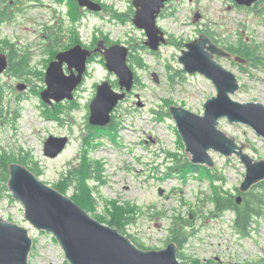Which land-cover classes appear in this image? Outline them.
Instances as JSON below:
<instances>
[{
    "label": "rangeland",
    "instance_id": "rangeland-1",
    "mask_svg": "<svg viewBox=\"0 0 264 264\" xmlns=\"http://www.w3.org/2000/svg\"><path fill=\"white\" fill-rule=\"evenodd\" d=\"M133 1L95 0L102 8L90 10L80 7L77 0H0V53L9 57L13 51L14 57H9L13 65L0 76V159L25 165L56 188L67 171L81 166L86 155L100 170L102 180L88 181L94 201L91 208L84 209L94 218L103 221L127 207L133 218L127 222L126 232L144 242L148 250H159L168 245L172 217L192 215L186 227L194 234L186 247L179 248L178 256L197 258L199 264H215L218 258L221 264H255L259 260L258 264H264V207L252 233L243 236L233 226V213L212 214L210 179H200L199 173L184 179L170 169L178 165L177 160L180 165L192 162L170 108L203 114L205 101L217 94L208 77L189 74L179 61L187 43L204 34L217 37L228 48L244 49L247 56L233 52L230 58L216 59L239 80L234 99L264 104V0L248 8L235 0H169L157 19L166 38L158 50L146 44L145 30L135 24ZM76 39L89 50H96L100 41L130 48L129 63L137 80L113 112L117 134L89 136L90 104L97 86L105 80L116 89L120 86L100 51L88 58L85 79L72 100L52 105L42 100L52 55L73 47ZM237 55L246 61H237ZM19 84L26 88L20 90ZM48 108L53 113L48 114ZM219 128L239 144L248 145L245 150L251 156L264 159V138L252 127L223 118ZM50 135L69 137L66 149L55 158L44 153ZM209 152L214 165L207 167L224 179L215 185L238 195L245 165L236 155L228 158ZM65 194L72 198L74 188ZM0 215L27 227L37 239L29 264H70L54 236L25 219L22 204L13 198L2 175Z\"/></svg>",
    "mask_w": 264,
    "mask_h": 264
},
{
    "label": "water",
    "instance_id": "water-1",
    "mask_svg": "<svg viewBox=\"0 0 264 264\" xmlns=\"http://www.w3.org/2000/svg\"><path fill=\"white\" fill-rule=\"evenodd\" d=\"M80 5L93 10L101 6L93 0H78ZM167 0H134L137 13L134 22L145 29L152 49L157 50L165 42L163 31L156 19ZM240 5L251 6L256 0H235ZM179 61L189 74L208 77L217 89V95L204 103V114H198L184 107L170 108L178 131L186 146L187 154L194 164L214 165L210 150L226 157L239 156L246 167V175L240 190L245 192L264 180V159L257 160L245 151L248 145L239 144L232 136L219 128L220 120L244 123L264 138V104L250 101L240 102L233 98L240 83L236 75L215 59V56H231L201 35L186 44ZM100 51L106 58V66L119 78L121 91L113 88L107 80L97 86L96 97L90 104V124L107 126L112 112L125 99L135 82V73L128 64L129 48L115 44L106 46L99 42L96 50H89L77 44L61 51L51 61L46 72L47 88L42 92L46 103L60 102L74 98V90L81 84L87 68L88 58ZM226 58V57H224ZM237 61L245 59L236 57ZM67 64V73L64 64ZM8 67V57L0 53V75ZM154 79L158 77L154 74ZM23 89L25 86H18ZM1 114V108H0ZM67 136L51 135L44 145L46 156H59L68 144ZM8 186L13 197L25 208V218L38 230L55 236L63 248L70 264H184L178 257V247L170 243L163 249L144 250L118 228L94 218L70 196L42 181L32 170L20 164L10 166ZM163 194L164 191L160 190ZM241 201V197L238 198ZM33 239L29 230L17 223L5 220L0 215V264H29Z\"/></svg>",
    "mask_w": 264,
    "mask_h": 264
},
{
    "label": "trees",
    "instance_id": "trees-1",
    "mask_svg": "<svg viewBox=\"0 0 264 264\" xmlns=\"http://www.w3.org/2000/svg\"><path fill=\"white\" fill-rule=\"evenodd\" d=\"M75 1V0H72ZM76 43H80L78 39L75 40ZM229 51L241 53L242 55L248 54L246 51L242 48L239 49H232L228 48ZM58 51H56L50 61H52ZM247 56V55H245ZM9 57H13V51L9 55ZM14 58V57H13ZM257 60V59H255ZM10 65H13L12 58H10ZM132 66V65H131ZM137 80V78H136ZM48 114L53 113V111L48 108ZM102 129H108L107 132H105ZM118 130V125H116L114 122L110 124L109 127L102 128V127H90V133L89 136H93L94 134H98L101 132V134L111 133L117 134L116 131ZM109 136V135H108ZM113 137V135H111ZM83 156L85 153L83 152ZM12 160H5L0 159V175L3 176L4 182L8 183L9 177H10V166ZM83 163L81 166L75 170H69L67 171L63 177V183L56 185V188L60 190L63 193H66L70 188H74L75 194L72 197L77 203H79L83 208H91L93 202V191L92 188L89 186L88 181L89 179H94L98 181H102L100 179V170L97 166H94L90 161H87V156L85 155L83 158ZM178 165L175 167H171V172L176 173L180 172L181 177L184 179L192 174V173H199L200 179L208 178L212 182V195L210 196V202L213 205L212 208V214H214L217 217H222L227 212L233 213L234 216V228L243 236H249L253 231V226L255 219L262 215V209L264 207V183H261L259 187L262 189H259L257 191H250L249 193L242 194L243 202L241 204L238 203V197L233 192H229L224 190L222 187H219L218 185H215V182H218V180L224 181L223 177L218 174H214L213 171L207 167L206 165H196L192 162H186L185 164L180 165L179 160H177ZM7 188V186H5ZM239 193V189H236ZM240 194V193H239ZM95 198V197H94ZM116 209L118 206H115ZM125 209V210H124ZM119 210L118 212H113L108 218H104L103 223H106L112 227L118 228L123 234L129 236L132 241L141 249L147 250L146 245L144 242L138 240L136 237H134L132 234H128L125 230V227L127 225V222L133 218V215L131 214V211L129 208H125ZM195 213V212H194ZM191 215L185 219L181 215L173 216L171 219L170 227L168 229V238H167V244L175 243L178 248H184L187 246L188 242L190 241L191 237L193 236V232H189L187 225L191 224L192 221H190ZM35 245V250H36ZM179 258L187 259V261H183L184 264H199L200 260L193 257H185L179 254ZM197 259V260H196ZM199 262V263H198ZM260 262L257 261L255 264H258ZM263 263V262H262Z\"/></svg>",
    "mask_w": 264,
    "mask_h": 264
},
{
    "label": "flooded vegetation",
    "instance_id": "flooded-vegetation-1",
    "mask_svg": "<svg viewBox=\"0 0 264 264\" xmlns=\"http://www.w3.org/2000/svg\"><path fill=\"white\" fill-rule=\"evenodd\" d=\"M208 37H209V36H208ZM209 38H210L211 41H213V42H214L215 44H217L219 47L225 49L227 52H230L229 49H228V47L223 46L222 43L219 42V41L217 40V37L214 38V37L211 36V37H209ZM231 54H232V53H231ZM216 262L219 263V264L222 263L221 260H220L219 258L216 260ZM236 264H237V263H236Z\"/></svg>",
    "mask_w": 264,
    "mask_h": 264
}]
</instances>
